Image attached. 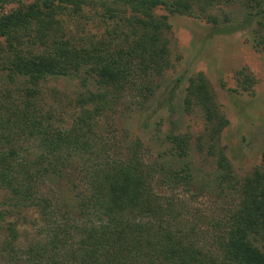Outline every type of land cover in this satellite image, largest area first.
<instances>
[{"label": "trees", "instance_id": "16d2710c", "mask_svg": "<svg viewBox=\"0 0 264 264\" xmlns=\"http://www.w3.org/2000/svg\"><path fill=\"white\" fill-rule=\"evenodd\" d=\"M11 1L0 0V8ZM92 1L29 0L0 15V181L16 204L37 208L39 232L46 233L45 241H33L24 251L25 264H264V166L241 178L233 173L218 144L228 119L202 72L188 79L183 107L200 111L204 127L196 145L214 159L212 179L238 198L212 222L211 245L181 236L170 226L178 209L153 185L163 171L177 182L207 178L193 163L189 137L167 133L166 152L179 163L173 168L169 158L147 163L139 140L126 144L124 157L113 153L110 141L90 136L97 134L101 116L127 91H135L144 104L153 101L154 111L171 108L183 78L173 80L166 95L155 84L156 77L172 67L166 36L169 14L202 16L213 25L208 36L255 21L264 40V0H244L247 11L236 21L210 10L236 0ZM82 4L102 10L95 11L102 29L75 41L65 17H87ZM158 8L165 13L156 12ZM47 77L71 79L83 89L67 102L75 110L67 129L36 112L39 83ZM17 80L22 87L15 91L4 86ZM245 82L252 79L246 77ZM150 116L142 122L143 129ZM74 157L82 164L76 177L66 174L70 186L64 189L63 204L68 209L61 211L38 187L45 183L44 176L64 172L58 168ZM6 214L0 209V223ZM6 226L8 236H16L17 224Z\"/></svg>", "mask_w": 264, "mask_h": 264}, {"label": "rangeland", "instance_id": "374dc122", "mask_svg": "<svg viewBox=\"0 0 264 264\" xmlns=\"http://www.w3.org/2000/svg\"><path fill=\"white\" fill-rule=\"evenodd\" d=\"M94 1L97 0L92 2ZM28 2L29 0H14L4 4L0 8V15ZM91 5L83 7L87 17H65L66 22L70 20L67 27L75 41L87 39L102 29V20H99L100 16L95 13L102 10ZM210 10L220 18L229 15L236 21L244 15L247 8L244 0H236L232 4H216ZM156 12L165 13L160 8L156 9ZM167 22L170 24V31L166 36L172 67L162 76L156 77L155 84L163 88L161 94L166 95L173 85V80L177 77L183 78V82L174 91L173 107L162 106V109L154 111L156 108L153 101L144 104L135 91H127L101 116L97 127L98 136L94 133L90 136L92 139L110 141L111 147L114 148L113 153L124 157L127 156L126 144L139 140L143 145L147 163L170 159L173 168L178 167L179 163L166 152L170 145L166 139L167 133L175 131L189 137L193 163L207 178L196 182H177L163 171L155 176L153 185L158 194L164 199L168 197L178 209L179 216L170 220V226L180 231L181 236L188 235L191 239H197L200 244L209 246L213 243L212 222L225 210L236 205L238 198L231 190H221L212 179L216 172L214 159L207 156L206 149L201 150L196 145V138L202 132L204 120L199 110L185 111V88L188 79L195 77L199 72H202L210 83L216 100L228 119L218 144L231 163L236 177L241 178L254 168L263 167L264 50L260 49L264 40L255 21L227 34L213 33L209 36L213 25L202 16L174 13L168 15ZM259 38L262 41L257 44ZM246 77H250L252 82H245ZM21 83V80L10 84L5 81L4 86L15 91L22 87ZM39 87L41 93L35 103L36 112L40 110L39 114L45 117L50 115L49 120L60 129L69 128L75 117V110L66 106L67 102L69 98L73 99L82 93L83 89L76 81L63 77H47L39 83ZM148 114H151L148 128L143 129L142 122ZM30 146L35 148V144ZM161 153L164 154L159 157ZM81 164V160L74 157L58 168L64 172L44 176L45 183L38 187L39 192L51 197L61 211L68 209L63 204L64 189L70 186L66 174L72 172L73 177H76ZM64 166L67 168L64 169ZM14 201V195L0 181V209H6L8 213L5 221L0 223V264H25L24 251L29 244L33 241H45L46 233L39 232L40 216L37 208L21 206ZM7 223L17 224L16 236H8ZM9 241L11 244L7 245Z\"/></svg>", "mask_w": 264, "mask_h": 264}]
</instances>
